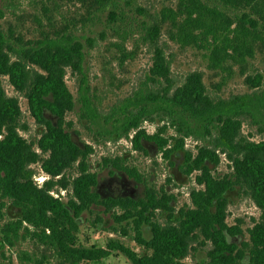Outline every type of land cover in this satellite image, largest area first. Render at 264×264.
<instances>
[{
    "label": "trees",
    "instance_id": "trees-1",
    "mask_svg": "<svg viewBox=\"0 0 264 264\" xmlns=\"http://www.w3.org/2000/svg\"><path fill=\"white\" fill-rule=\"evenodd\" d=\"M95 1L103 7L107 0ZM215 1L220 9L204 0H177L174 14L179 19L172 23L178 40L210 42L213 62L227 54L226 49L245 51L249 56L251 39L260 32L264 36V0ZM232 10L240 12L234 21L226 15ZM159 35L160 25L154 22L146 34L153 45L147 78L154 89L134 96L115 132L126 138L134 132L130 141L134 149L143 151L142 142H151L166 159L182 151L187 175L198 171L196 186L189 191L190 205L177 211L170 205L175 198L162 189L146 186L139 199L101 198L94 190L97 175L89 163L92 146L76 142L65 120L74 106L65 81L67 72L78 79L85 114H93L86 83L78 77L83 45L71 35L60 34L15 46L0 32V264H6L2 250L14 248L23 234L34 245L32 251L16 253L19 264H99L113 250L132 264H183L181 260L191 252L205 247L206 260L200 264H264V125L258 140L244 136L240 118L244 98L230 102L212 99L199 71L186 73L177 83L170 60L158 46ZM255 79L253 84L260 85V77ZM3 80L25 99L30 117L42 126L35 141L20 134L27 127L22 123L19 100L6 94ZM144 121L164 124L149 135L142 128ZM165 124L174 127L175 136L165 137ZM198 136L210 145L198 147L192 155L184 149V139ZM216 151L228 160L229 174L217 176L207 167V161L218 164ZM34 165L47 176L42 185L33 180ZM106 165L143 182L121 158H108ZM61 191L67 197L65 202L52 194ZM232 191L242 193L260 212L246 230L248 242L240 247L230 240L242 235L239 223H226L227 194ZM6 202L17 215L1 223ZM93 207L111 212L116 225H132L134 241L143 253L114 241L106 248L83 245L77 221L84 212L93 213ZM157 212L167 215L164 222L157 220ZM143 227L150 229L148 238L142 234Z\"/></svg>",
    "mask_w": 264,
    "mask_h": 264
},
{
    "label": "rangeland",
    "instance_id": "rangeland-1",
    "mask_svg": "<svg viewBox=\"0 0 264 264\" xmlns=\"http://www.w3.org/2000/svg\"><path fill=\"white\" fill-rule=\"evenodd\" d=\"M209 6L221 8L215 0H204ZM177 0H107L100 6L95 0H0V32L5 39L17 45H28L44 36L56 37L60 34L71 35L83 45L84 60L79 78H83L87 87V98L93 114H85L77 89L78 79L67 72L66 85L73 96V110L66 117L73 139L78 143L92 146L89 157L90 170L97 175L94 190L101 198L130 197L139 199L144 196L146 186L164 190L175 198L171 206L177 211L190 205L189 191L194 188L195 175H187L184 167L183 152L173 154L169 159L157 152L151 142H142L143 151L134 149L131 138L117 134L124 114L131 109L129 102L134 96L154 89L148 80L152 64L153 45L147 41L146 34L150 26L160 25L158 46L170 60L175 81L179 83L183 76L191 71H199L210 97L221 102L238 101L244 98L240 112L241 132L244 136L258 140V132L264 125V36L251 39V52H228L219 55V61L209 59L210 42H181L173 21L179 19L174 14ZM169 10L172 13H169ZM238 10L226 14L233 17L240 15ZM172 19V20H171ZM234 25H232L233 27ZM231 27V28H232ZM248 27V25H246ZM210 41V40H209ZM240 53V54H238ZM260 77V85L255 77ZM3 87L8 96H16L22 112V123L27 127L20 134L30 141H35L43 131L30 117L25 99L3 80ZM163 122L142 123V128L149 135L156 131ZM166 125L165 137L175 136L174 127ZM206 144L205 137L184 139V149L195 155L197 148ZM218 164L206 162L214 175L223 176L230 173V164L224 154L215 152ZM108 158H121L124 163L135 170L143 182L127 176L121 170L106 165ZM35 172L33 180L42 185L47 176L32 167ZM66 198L65 192L52 193ZM93 213L84 212L78 219V238L85 246L96 245L106 248L110 241L119 242L137 254L143 250L134 241L132 225H116L111 212L105 213L102 207H93ZM3 221L16 219V210L6 202L2 209ZM226 223L232 226L239 223L241 236L230 240L248 242L247 229L259 217V210L239 191L227 194ZM157 220L164 222L167 215L157 212ZM96 217L101 220L98 221ZM150 229L143 227V236H150ZM34 243L23 234L14 248H4L3 261L7 264H19L16 256L20 251H32ZM205 248L195 249L181 260L183 264H200L206 260ZM99 264H132L122 253L113 250Z\"/></svg>",
    "mask_w": 264,
    "mask_h": 264
}]
</instances>
